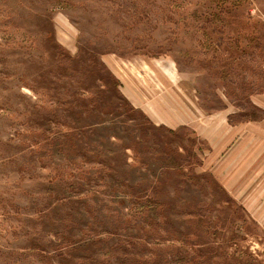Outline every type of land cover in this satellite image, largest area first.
Segmentation results:
<instances>
[{"label":"rangeland","instance_id":"rangeland-1","mask_svg":"<svg viewBox=\"0 0 264 264\" xmlns=\"http://www.w3.org/2000/svg\"><path fill=\"white\" fill-rule=\"evenodd\" d=\"M0 264H264V0H0Z\"/></svg>","mask_w":264,"mask_h":264}]
</instances>
